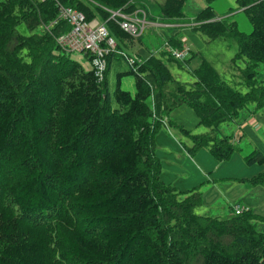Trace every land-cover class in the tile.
Segmentation results:
<instances>
[{
	"label": "trees",
	"instance_id": "1",
	"mask_svg": "<svg viewBox=\"0 0 264 264\" xmlns=\"http://www.w3.org/2000/svg\"><path fill=\"white\" fill-rule=\"evenodd\" d=\"M186 1L165 0L148 19L236 40L235 58L245 61L244 94L205 60L190 68L195 54L177 60L163 50L183 49L176 31L156 51L160 57L149 52L130 65L119 48L108 56V69L115 55L128 66L117 73L111 97L108 70L97 83L93 71L56 44L71 26L59 22L46 30L58 16V2L87 21L106 22L119 41L124 33L108 21L110 11L128 6V12L149 14L146 0H0V264H264V233L254 225L264 217L245 205L227 219L196 214L198 187L180 191L166 184L155 154L157 135L172 124L170 113L187 106L208 130L193 135L177 126L191 140L187 152L207 148L222 162L237 151L261 171L229 179L264 188V156L258 149L243 154L221 131L251 105L264 108L257 79L264 66V0H236L248 33L230 18L234 11L217 16L216 0H205L192 19L184 13ZM170 65L188 70L193 82L176 81ZM126 76L134 79L133 94L121 88Z\"/></svg>",
	"mask_w": 264,
	"mask_h": 264
},
{
	"label": "rangeland",
	"instance_id": "2",
	"mask_svg": "<svg viewBox=\"0 0 264 264\" xmlns=\"http://www.w3.org/2000/svg\"><path fill=\"white\" fill-rule=\"evenodd\" d=\"M138 1L147 4L145 0ZM146 1L149 2L148 8L152 7L149 16L156 18L159 14L158 7L165 0ZM205 7V0H187L184 13L189 19H192ZM213 7L218 17L229 10L234 11L230 18L237 23L239 30L250 32L251 26L246 16L238 10L236 0H216ZM178 27L177 25H172V27L148 25L138 38L124 34L119 41L114 40L125 55L147 59L151 52L154 57H160L156 51L165 45L171 34L179 31L183 45L190 51L189 55L195 54L189 64L190 68H196L200 62L205 60L234 90L242 94L248 91L242 76L245 61L235 58L236 40L231 38L211 39L194 32L189 28V25ZM70 57L81 63L86 70L89 69L85 53H71ZM127 69V62L121 55L113 56L106 80L111 97L116 86L117 73ZM169 69L178 82L190 84L194 80L186 69H179L171 65ZM257 72V79L263 82L262 86H264V66H259ZM121 88L133 94L135 92L134 79L131 76L124 77L121 80ZM250 107L253 108L241 111V117L235 123L223 124L221 131L234 137L236 145L243 148V154L258 149L264 156V108L255 109L254 105ZM169 120L172 124H168V128L164 127L155 139V154L161 162V177L165 183L180 191L198 187L202 193V205L195 211L198 215L227 219L234 214L233 208L237 205H245L253 213L264 217V188L256 187L248 188V190L245 185L229 179L238 180L251 177L260 172L261 168L255 164L248 165L237 151L229 160L222 162L212 157L207 148L201 149L195 155L187 152V147L192 145L191 140L184 136L177 126L183 127L193 135L208 132L206 128L198 125L199 119L193 109L187 106L179 107L170 113ZM254 225L258 232L264 233V223L256 221Z\"/></svg>",
	"mask_w": 264,
	"mask_h": 264
},
{
	"label": "built area",
	"instance_id": "3",
	"mask_svg": "<svg viewBox=\"0 0 264 264\" xmlns=\"http://www.w3.org/2000/svg\"><path fill=\"white\" fill-rule=\"evenodd\" d=\"M58 8V18L52 25L57 24L59 20H64L71 25L72 29L69 33L59 37L57 43L67 51L86 53L97 83H101L107 68L106 57L115 48V42L110 37L106 24L95 21L87 22L81 13L61 5H58ZM109 19L131 36L142 33L145 26L144 19H139L134 15H125L121 11L111 12ZM185 51H174L173 55L177 59H183L186 55Z\"/></svg>",
	"mask_w": 264,
	"mask_h": 264
},
{
	"label": "bare ground",
	"instance_id": "4",
	"mask_svg": "<svg viewBox=\"0 0 264 264\" xmlns=\"http://www.w3.org/2000/svg\"><path fill=\"white\" fill-rule=\"evenodd\" d=\"M131 36V35H130ZM131 37H135V38H138L137 36H131Z\"/></svg>",
	"mask_w": 264,
	"mask_h": 264
}]
</instances>
